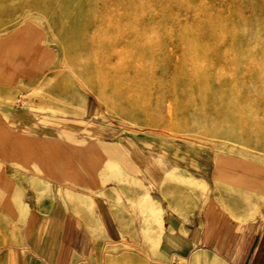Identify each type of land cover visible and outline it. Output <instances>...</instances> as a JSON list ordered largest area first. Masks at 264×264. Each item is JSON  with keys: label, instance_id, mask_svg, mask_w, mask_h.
<instances>
[{"label": "rangeland", "instance_id": "374dc122", "mask_svg": "<svg viewBox=\"0 0 264 264\" xmlns=\"http://www.w3.org/2000/svg\"><path fill=\"white\" fill-rule=\"evenodd\" d=\"M119 1L127 0H0V89L12 92L9 102L21 109L34 151L30 162L26 150L10 152L0 168L7 161L16 171L9 188L15 203L56 200L86 221L92 249L73 264H190L158 249L160 223L148 203L161 195L171 206L197 204L211 190L201 192L195 182L205 183L214 167H252L264 179V0L138 1L145 5L137 27L117 28L149 72L124 73L109 88L94 67L102 48L93 36L97 13ZM144 29L150 34L142 49L137 37ZM182 29L200 33L199 46L212 49L197 73L176 68ZM159 42L160 50L152 48ZM40 140L69 156L71 170ZM88 157L105 165V176L90 175L81 163ZM65 190L91 196L94 211L67 202ZM25 209L14 211L24 217ZM105 209L117 237L105 236ZM22 219L0 220L8 235L0 237V264H39L29 249L37 239L22 236Z\"/></svg>", "mask_w": 264, "mask_h": 264}, {"label": "crops", "instance_id": "0c3cea01", "mask_svg": "<svg viewBox=\"0 0 264 264\" xmlns=\"http://www.w3.org/2000/svg\"><path fill=\"white\" fill-rule=\"evenodd\" d=\"M12 96V92L0 89V158L7 159L10 152L26 150L25 162H30L34 156L30 132L21 109L9 102ZM42 147L64 168L71 170L69 156H59L50 143ZM81 163L91 176L98 177L99 171L105 176V165L93 157L83 158ZM3 168H0V220L23 218L27 225L23 227L26 233L22 236L37 239L29 248L36 253L35 261L73 264L92 249L91 230L86 221L64 212L56 200L44 198L37 202L31 198L15 203L9 188L13 184L10 175L16 171L7 161ZM106 169L111 170L112 165H107ZM3 174L6 177H2ZM203 179L206 184L196 180V187L204 192L207 186L211 191L195 205L171 206L161 195L158 201L150 199L148 209L160 223L156 236L159 237L158 249L167 255L189 257L190 264H264V179L255 175L252 167L243 165L214 167L210 177ZM63 197L81 211H94L91 196L65 190ZM17 205L27 207L24 217L14 211ZM100 221L105 224L106 237L119 235V228L107 209L105 218L101 217ZM4 236L8 235L0 229V237ZM202 252L212 253L214 259Z\"/></svg>", "mask_w": 264, "mask_h": 264}, {"label": "bare ground", "instance_id": "6f19581e", "mask_svg": "<svg viewBox=\"0 0 264 264\" xmlns=\"http://www.w3.org/2000/svg\"><path fill=\"white\" fill-rule=\"evenodd\" d=\"M54 1V0H53ZM110 1V0H109ZM114 1V0H113ZM118 1V0H117ZM138 1L140 0H127L125 2H116V5H114L115 7L113 8H110L108 9L109 11H106L105 8L102 9L101 11H99V13H97L98 15V18L96 17L95 19V23L97 24V30H96V35L93 36V37H96L98 39H101L100 42H99V48H102V50L100 51V55L99 57L97 58V63L95 64L94 62V67L95 68H98V69H101V71L105 72V87H109V88H117L118 86V79L123 76L124 73H127V72H142L141 70H147V68L144 67L142 68L141 67V62L140 63V59L139 57L141 56H138V55H132L130 54L123 46V42H121V39H120V32L121 30L118 29L117 27L118 26H132V27H135L137 25V23L139 22L140 18L142 17V14H141V8L140 9V5L139 6V3ZM112 2V1H111ZM110 3V2H109ZM114 3V2H113ZM105 4V3H104ZM103 4V5H104ZM112 4V3H111ZM130 4V5H129ZM110 5V4H109ZM113 5V4H112ZM129 5V6H127ZM143 5H145L143 3ZM142 5V6H143ZM117 6V7H116ZM100 7V6H99ZM104 7V6H103ZM109 7V6H108ZM116 8V9H114ZM101 9V8H100ZM96 10V9H95ZM99 10V9H98ZM143 10V9H142ZM147 10V8H146ZM151 10V9H150ZM96 12V11H95ZM153 12V11H152ZM149 13V11H148ZM160 13V12H159ZM170 13V12H169ZM96 14V13H94ZM149 15V14H148ZM152 15V14H151ZM154 15V14H153ZM152 15V16H153ZM158 15V13H157ZM255 18V17H254ZM253 19V17H252ZM256 19V18H255ZM257 20V19H256ZM94 21V20H93ZM254 20H251V22H253ZM156 22V21H155ZM142 24V22H140ZM148 24V23H147ZM150 24V23H149ZM158 25V23H157ZM114 26V27H113ZM140 26V25H139ZM143 26V24L141 25ZM146 26V24H145ZM137 27V26H136ZM144 27V26H143ZM141 27V29L143 28ZM156 28V27H155ZM198 28V26H197ZM149 29V28H147ZM147 29H144L142 32L143 33H140V35L138 34V40L137 42H139L140 47L145 48V45L147 44V42H149V35L150 34L149 30ZM166 29V28H165ZM196 29V28H194ZM201 29V28H200ZM199 29V30H200ZM140 31V28L138 29ZM138 30H136L135 32H137ZM183 31H178V42L176 43V47L178 48V51H180L179 53V56L176 57L177 60H176V68L180 70H182V72L186 71L188 74L190 73H197V62L199 59H201L202 57H209L211 52H212V49L209 48L208 45H205L204 48H201L199 46V43H198V39H199V34L198 32H196L195 30H191L189 31L188 29H186L184 31V29H182ZM198 30V31H199ZM154 32V31H153ZM152 32V33H153ZM167 32V31H165ZM170 32V31H169ZM204 32V31H203ZM171 33V32H170ZM129 34V33H128ZM174 34V33H173ZM210 33H207L205 35V38L206 40L209 39V35ZM132 35V34H131ZM127 34L126 36L122 37V38H127ZM135 36V34H133V37ZM169 38L171 37V35H168ZM148 37V38H147ZM13 38V37H12ZM129 38V37H128ZM156 38V37H155ZM160 38V37H159ZM130 39V38H129ZM128 39V40H129ZM154 39V38H153ZM177 39V38H176ZM11 40V39H10ZM124 40V39H123ZM133 40V38L131 39ZM130 40V41H131ZM126 41V40H124ZM135 40H133V43H134ZM170 41V40H169ZM200 41V40H199ZM127 42V41H126ZM151 42V41H150ZM161 42V41H160ZM155 43L154 45H152V48L154 46V48L156 49H159V46L161 43ZM168 42V41H167ZM231 42V41H230ZM132 43V41L130 42ZM130 43L127 42V45L128 46ZM173 43V42H172ZM171 43V44H172ZM126 44V43H125ZM165 44V43H164ZM170 44V43H169ZM131 45V44H130ZM174 45V44H173ZM93 46V45H92ZM132 46V45H131ZM135 47V46H133ZM132 47V48H133ZM172 47V46H171ZM128 48H130L128 46ZM131 48V49H132ZM151 48V47H150ZM167 48V47H166ZM136 49V48H135ZM139 49V48H137ZM155 49V50H156ZM134 50V49H133ZM141 50V48H140ZM150 50H153V49H150ZM160 50V49H159ZM158 50V51H159ZM166 50V49H165ZM169 50V49H168ZM171 50V49H170ZM136 51V50H135ZM143 51V50H142ZM156 52V51H155ZM114 53H116V61L113 63L112 60H113V55ZM138 53H141L140 51ZM145 53V52H144ZM151 53V52H150ZM154 53V51H153ZM157 53V52H156ZM137 54V53H136ZM143 54V52H142ZM140 54V55H142ZM147 54V53H146ZM144 55V54H143ZM150 55V54H148ZM147 55V56H148ZM150 56H153V55H150ZM143 57V56H142ZM141 57V58H142ZM152 57H150L151 59ZM154 59V57H153ZM151 61V60H150ZM144 63V62H143ZM146 63V62H145ZM154 64V63H153ZM175 65H174V68H175ZM155 66L152 67V69L154 68ZM150 68V66H149ZM148 68V69H149ZM175 68V69H176ZM254 68V67H253ZM167 71V70H165ZM147 72H149V70H147ZM174 72V71H173ZM143 73V72H142ZM145 74V73H144ZM150 74V73H149ZM179 74V73H178ZM185 74V73H184ZM183 74V75H184ZM139 75V74H137ZM141 75V74H140ZM174 75V74H173ZM177 75V74H176ZM175 75V76H176ZM174 76V77H175ZM191 76V75H190ZM189 76V77H190ZM143 77V76H141ZM177 77V76H176ZM188 77V75H187ZM186 78V76L184 77ZM175 79V78H174ZM195 80V78H194ZM192 79V82L194 81ZM175 81V80H174ZM179 81V80H178ZM189 81V80H187ZM177 82V81H175ZM184 82V81H183ZM194 83V82H193ZM176 84V83H175ZM192 84V83H191ZM173 85V84H172ZM183 86V85H182ZM186 86V85H184ZM189 86V85H188ZM183 108V107H181Z\"/></svg>", "mask_w": 264, "mask_h": 264}]
</instances>
